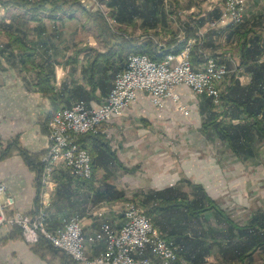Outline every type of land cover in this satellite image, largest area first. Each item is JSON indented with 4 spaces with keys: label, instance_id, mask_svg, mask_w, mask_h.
I'll return each mask as SVG.
<instances>
[{
    "label": "crops",
    "instance_id": "crops-1",
    "mask_svg": "<svg viewBox=\"0 0 264 264\" xmlns=\"http://www.w3.org/2000/svg\"><path fill=\"white\" fill-rule=\"evenodd\" d=\"M204 1L205 5L193 13L195 15L193 21L197 24L202 19L203 23L199 28L206 31L207 23L217 15L218 8L211 6L213 3ZM192 6L194 5L191 4L190 10ZM263 10L264 4L260 0H245L243 9V20L245 21L235 25L240 31L253 29L259 32L264 44V22L261 23L262 20L257 19V25L245 24L252 14L264 17ZM26 14L24 9L13 7L9 15L4 13L0 16V21L3 24L23 21L20 18H27ZM44 14L46 13L40 14L38 18H32L30 15L31 21L21 24L26 30L24 35L14 31L16 29L12 28V24L8 25L15 33L13 39L16 46H24L28 50L25 49L24 53L18 52L16 55H11L7 51L0 54L2 60L0 66V155L7 144L12 142L15 146L10 155L0 158V182L6 185V192L14 197V208L23 212L34 209L33 181L36 173L24 161L21 151H25L27 155H38L39 157L49 144L47 121L51 112V102L48 96L38 91L35 75L40 69L45 70L49 66L52 67L55 60L61 63L66 60L67 56L71 57L70 45L77 41L76 39L73 41L69 38L65 39V26L58 29V32H63L62 35L57 34L52 38L50 36L52 27L49 25L51 23ZM47 16L52 24L54 22L59 24V21L65 22L66 16L73 17L68 13L53 16L48 13ZM228 25L232 26L234 23H226V26L216 25L214 28H218L215 29L218 35L212 31L205 32L206 43L236 42V53L232 52L233 55H231L232 53L227 51V55L223 56L224 61L231 67L227 85L232 76L241 84H246L250 80L251 72L244 71L240 66L239 36L236 29L232 32V29L227 27ZM182 35L185 36V33ZM48 47L53 48L46 52ZM185 47L189 48L188 42ZM261 56L259 60L264 62ZM58 65H55V72L58 82L60 81L65 102L78 98L81 93L86 94V102L90 107H96L104 101L105 94L100 90L96 89L94 93L89 92V86L80 71L84 65L81 55L77 58L74 71L69 70L66 62ZM175 90L181 102L192 101L187 114L179 111L170 99H166L162 107H155L144 91L135 90L134 99L124 109L122 116L113 118L102 125V133L108 138L119 161L126 168L131 169L129 172L115 169L110 177L113 181L111 179L109 181L117 188L123 189L126 195L134 193L138 198L150 189H162L171 185H176L179 189L189 192L190 189L185 184L186 180L200 183L207 194L215 199L235 222L244 224L259 207L249 203L250 205H247L249 213L245 214L248 217L243 220L238 215L243 212L236 210L232 213V208H237L238 197L241 198V193L245 194V192L255 190L253 189L256 186L253 181L257 177L256 161H253L255 156L245 159L237 157L213 132H203L201 123L204 113H201L199 108L201 97L196 99L184 85L176 86ZM178 128L182 131L185 129L183 134H178L177 137L178 141H181L179 148L178 141L174 144L175 134L172 135ZM255 147V155H264V142L257 143ZM180 148L181 151L185 150V155L176 154ZM102 174V170L97 173L98 177ZM55 181L58 182V178ZM133 184H135L134 187ZM125 185L131 188L130 191L125 189ZM78 193L80 197H75L74 205L66 206L64 212L78 214L81 217L85 234L96 229L102 220H108L115 227L121 224L119 206L107 203L106 210L99 213L100 202L92 203L88 198L86 199L81 189H78ZM236 203L237 206H235ZM50 206L51 202L49 208ZM242 210H246L244 205ZM11 229L10 226L0 225V264H69L65 256L62 257L60 254L53 256L50 261L40 258L21 236L9 237ZM86 247L87 253L94 255L102 249V244L94 246L86 244ZM218 257L219 253L212 249L207 260L215 261Z\"/></svg>",
    "mask_w": 264,
    "mask_h": 264
},
{
    "label": "trees",
    "instance_id": "trees-1",
    "mask_svg": "<svg viewBox=\"0 0 264 264\" xmlns=\"http://www.w3.org/2000/svg\"><path fill=\"white\" fill-rule=\"evenodd\" d=\"M97 2L102 3L107 9L106 15L116 24V31H112L109 27L102 9L88 7L81 0H0V4L4 6L26 10L32 18H38L45 11L52 16L59 13L72 15L81 11L94 22V27L101 36L104 31L107 32L110 39L104 44L103 50L86 46L77 49L75 56L68 59L76 64L78 54L84 52V65L80 71L91 93L98 89L101 93L107 94L112 84L111 80L124 69L129 53L142 52L154 60H159L167 52H179L188 38L196 37L189 23L183 22L184 40L178 41L172 37L165 42L164 47L157 46L160 41L147 32L153 30L157 33L156 26L165 24L169 14H172V11L167 10L164 0H97ZM191 4L197 3L188 0L186 8ZM202 22V19L199 20L196 27ZM130 26L138 27L143 34L142 40L129 36L127 28ZM227 27L232 29V32L236 29L238 33L240 66L244 71L251 72L250 80L246 84H241L232 76L229 84L220 94L218 105H215L210 97L201 96L199 108L200 112L204 113L201 130L213 132L235 156L245 159L255 156L256 144L264 142V62L259 60L264 53V44L261 34L253 29L240 31L237 25ZM174 43L176 45L171 47ZM201 47L197 43L189 47V58L193 64H200L205 59ZM214 55L212 56L215 57ZM1 62L0 57V66ZM36 78V86L43 94L50 97L51 114L61 101L56 98L62 96V93L53 90L49 83L51 76L48 73L37 71ZM78 98L85 101L87 99L84 93ZM76 141L89 153L91 176L77 178L69 169L57 168L55 176L58 178V184L52 195L54 198L51 200L50 210L55 213L62 212L65 211L66 206H73L75 197H80L78 189H81L83 196L92 203L126 198L124 190L117 188L109 179L115 169L125 172L131 169L126 168L119 161L105 134L84 133L79 135ZM13 146L12 142L7 144L0 158L10 155L15 148ZM21 152L24 161L36 173L33 181L35 209L38 206L41 189L42 163L38 161V155ZM99 170H102L103 174L98 177ZM185 184L188 185L189 192L171 185L162 189H150L139 195V199L144 204V212L152 223L167 239H171L176 244L179 253L189 264H255L257 260L260 264H264V209L254 211L244 224H238L215 199L207 194L200 183L186 180ZM207 213L211 214L210 220L205 217ZM51 223L53 225L56 221L53 220ZM20 236V228L13 227L9 237ZM29 244L42 259L50 261L53 256L60 254L62 257L65 256L66 260L75 263L44 237ZM212 249L219 253V257L210 262L207 256Z\"/></svg>",
    "mask_w": 264,
    "mask_h": 264
},
{
    "label": "built area",
    "instance_id": "built-area-1",
    "mask_svg": "<svg viewBox=\"0 0 264 264\" xmlns=\"http://www.w3.org/2000/svg\"><path fill=\"white\" fill-rule=\"evenodd\" d=\"M260 1L264 4V0ZM206 2L218 8L217 15L208 22L209 27L226 26V23L235 25L243 16L245 0ZM217 58L206 56L194 68L187 52L160 60L148 58L145 53L129 54L125 68L115 75L111 89L100 105L86 107L80 100L58 111L55 121L65 125V133H50L47 153L40 159L41 189L35 209L29 212L16 210L14 197L0 182V225H16L21 229L22 237L30 243L42 236L80 264H189L176 244L159 231L144 210L132 204L120 208L122 222L119 226L101 221L93 233L84 234L78 214L50 210L54 184L52 174L54 168L61 165L77 178L91 176L89 153L76 142L75 136L95 131L103 121L121 115L134 99L135 90L144 91L149 101L158 107L170 97L184 112L188 109L179 102L180 96L175 91L178 85H185L192 92L205 94L211 97L214 104L218 103L221 84L231 69ZM261 59H264V54ZM104 209L100 208L99 213ZM53 220L56 223L51 225ZM97 242L103 243L98 255L87 256L85 243L92 246Z\"/></svg>",
    "mask_w": 264,
    "mask_h": 264
},
{
    "label": "rangeland",
    "instance_id": "rangeland-1",
    "mask_svg": "<svg viewBox=\"0 0 264 264\" xmlns=\"http://www.w3.org/2000/svg\"><path fill=\"white\" fill-rule=\"evenodd\" d=\"M81 1H83L88 7H91L92 6V8L93 9H95L94 7H99L100 9H102L103 10V13L105 14V16H106V20H107V22L109 23V27L111 28V30L112 31H116V24H114L113 23V21H112V19L108 16V15H106V11H107V9L104 7V5L102 4V3H99V2H97V0H81ZM165 1V4H166V7L168 8L167 10H169V11H172V14H169V18H168V20L165 22V24H159V25H157L156 26V28H155V30L157 31V33H155V32H153V30H151V31H148L147 33H151L150 35H153V36H155L156 38H157V40L158 41H160L159 43L160 44H158L157 46L160 48L161 46H163L164 44H165V42L168 40V39H170V38H172V37H174L175 39H177L178 41H180L181 39L182 40H184L185 39V36H183L182 34L183 33H185L184 32V30H183V22H187V23H189V25H190V27L191 28H193L194 29V31H195V36L196 37H190L189 39H191L192 40V42L191 43H189L188 42V46L190 47L192 44H194V43H197V44H200V46H202L201 47V49H202V51H203V53L205 54L204 55V58L206 57V56H212L213 54H215L214 56L215 57H218L219 58V60L220 61H223V62H225L224 61V59H223V56L224 55H227L226 53H227V51H230L231 53L233 52L234 54L236 53V51H237V45H236V42L234 43V42H229V41H226V43L225 44H222L221 42H214L213 44H208V43H206L207 41H206V38H205V32H209V31H212V33H214V34H216V35H218V33H216V30L218 29V28H214V27H216V26H214V27H209L208 26V23H207V28L208 29H205L206 31H204V29H200L198 26L196 27V25L197 24H195V22L193 21L194 19H193V17H195V15H193V13H196L197 12V9L198 8H200V7H203V5H205V1L204 0H193V1H195L197 4H193L194 6H192L193 8H191V10L189 9V8H186V4H187V1L188 0H164ZM204 3V4H201V3ZM201 5V6H200ZM14 6H4V5H2V3L0 4V16L2 15V14H4V13H6L7 15H9L11 12H12V8H13ZM26 11V10H25ZM193 11V12H192ZM264 11V10H263ZM27 12V11H26ZM44 13H46V14H44V16H45V18L46 19H48V22L49 23H51V24H49L50 25V27H52L51 28V32H50V36L52 37V38H54V37H56V35L57 34H59V35H62V31L61 32H58V29L60 28V27H64L65 26V39L67 40L68 38L69 39H71V41H73L74 39H76L77 41L74 43H72L70 46V48H71V51H72V56L71 57H66V60H64V61H61V63H63V62H66L67 63V65H68V68H69V70H71V71H74L75 70V64L73 63V62H70V60H68V59H71L73 56H75L74 54L76 53V51H77V49H80V48H83V47H86V46H90V47H92V48H95V49H97V50H103L104 48H105V46H104V44L105 43H107L108 41H109V39H110V36L107 34V32H105L104 31V33L102 34V36L99 34V32H98V30L94 27V22L93 21H91L90 20V18H88V16L85 14V13H83V12H81V11H77V12H74L72 15H73V17L71 18V17H68V16H66V18H65V22L64 21H59V24H57V23H53L54 24V26H53V24H52V21L49 19V18H47L48 16H47V12L45 11ZM190 13H192V14H190ZM59 14H61V13H59ZM217 14V13H216ZM30 13H28L27 12V14H26V16H27V18L26 17H22V18H20V19H22L23 21H18V22H15V21H11L9 24H3L2 23V21H0V54H2L1 52H8V53H10L11 55H16V53H18V52H20V53H24V51L23 50H25L26 49V47H24V46H16L17 44H16V42L14 41V39H13V35L15 34L14 32H12L13 30H12V28L13 29H16V30H14V31H16L17 33H19V34H21L22 33V35H24L25 33H24V31H26L25 30V28H24V26L23 25H21V24H26V23H29V21H31L30 20ZM216 16V15H215ZM253 18V20H251ZM257 19H260V20H262V21H260L261 23L262 22H264V17H261V16H254L253 14L251 15V17L246 21V23L245 24H247V25H249V24H252V25H257ZM243 21H245V19L243 20ZM203 23V22H202ZM242 23V22H241ZM241 23H239V24H241ZM10 24H12L13 26H12V28H10V26H8V25H10ZM5 25H7V26H5ZM57 25H60L59 27L57 26ZM233 26H235V25H233ZM209 28H211V29H209ZM212 28H214V29H212ZM216 29V30H215ZM53 31H55V32H53ZM127 33L129 34V36L131 37V38H133V39H135V38H137L138 37V39L139 40H142L143 38H142V32H140V30L138 29V27H136V28H134V26H130V27H128L127 28ZM149 34H147V35H149ZM218 37V36H217ZM58 39V38H57ZM60 39V38H59ZM181 40V41H182ZM35 44H37V43H35ZM186 44H187V42H186ZM186 44H185V46H186ZM176 44L174 43V44H172L171 45V47H174ZM165 46V45H164ZM163 46V47H164ZM183 47L179 52H177V53H173V52H167L166 54H164V56L162 57V59H164V58H167L168 56H178V55H180L182 52H187L188 53V58H189V48L188 47ZM37 48H38V46H36ZM74 47V48H73ZM225 47V48H224ZM51 48H53V47H51ZM50 47H48V48H46V52L49 50V49H51ZM69 48V49H70ZM36 49V48H35ZM55 49V48H54ZM68 49V50H69ZM229 49V50H228ZM26 50H28V48L26 49ZM185 50V51H184ZM56 51V50H55ZM67 51V50H66ZM57 52V51H56ZM84 52H80L79 54H78V56L79 55H81L82 56V58H83V54ZM139 53H142V52H139ZM230 53V54H231ZM233 53L231 54V55H233ZM129 54H131V53H129ZM128 54V55H129ZM170 54V55H169ZM175 54V55H174ZM128 55H127V57H128ZM148 56V55H147ZM11 57V56H10ZM127 57H126V61H127ZM149 57V56H148ZM213 57V56H212ZM150 58V57H149ZM217 58V59H218ZM152 59V58H151ZM161 59V58H160ZM159 59V60H160ZM154 60V59H153ZM189 60H190V58H189ZM56 62H55V64L54 65H52V67L51 66H49V67H47V68H45V70L43 69H40V70H42L44 73L46 72H48V75H50L51 76V79L49 80V83L52 85V87H53V90H55V91H57V92H61L62 93V89H61V86H60V81L58 82V78H57V73L55 72V70H56V66H59L58 64H61V63H59L58 62V60H55ZM190 62H191V60H190ZM202 63V62H201ZM200 63V64H201ZM227 65H228V67H229V63H227V62H225ZM191 64H192V66L195 68V67H197V66H199L200 64H193L192 62H191ZM56 65V66H55ZM125 68V67H124ZM229 68H231V67H229ZM29 70H31V68L29 69ZM39 70V71H40ZM74 73V72H73ZM229 74L230 73H228L227 74V76L224 78V81L222 82V84H221V90H220V93H219V101H218V103H216L215 105H218L219 104V102H220V94H221V92L222 91H224V88L226 87V85H227V81H228V76H229ZM36 76H37V73H36V75H35V80L37 79L36 78ZM83 76V75H82ZM114 79V78H113ZM111 80V82L113 83V81L114 80ZM111 86H112V84H111ZM178 86H180V85H178ZM185 86V85H184ZM188 88V87H187ZM37 89H38V91H40L39 90V88L37 87ZM110 89H111V87H110ZM109 89V90H110ZM189 89V88H188ZM190 90V89H189ZM176 91V90H175ZM191 91V90H190ZM41 92V91H40ZM109 92V91H108ZM108 92H107V94H108ZM177 92V91H176ZM192 92V91H191ZM42 93V92H41ZM193 93V95H194V97L197 99V98H199V97H201L202 95H205V94H197V93H194V92H192ZM43 94V93H42ZM63 94V93H62ZM107 94L105 95V98H106V96H107ZM59 95V94H58ZM46 96H48L49 97V95H46ZM206 96V95H205ZM209 97V96H208ZM50 98V97H49ZM211 98V97H210ZM61 100L60 101V103L58 104V107L55 109V110H57L59 107H63V106H70L72 103H74V102H76V101H80V100H83L84 101V103H85V105H86V107H90V106H88L87 105V102L84 100V99H79V98H75V99H73V100H71L70 102H65L66 100H64V98H63V95L62 96H58L57 98H56V100ZM166 99H170L171 101H174L172 98H170V97H168V98H165L164 99V101L166 100ZM105 100V99H104ZM164 101H163V103H164ZM193 101H195V100H193ZM51 102V101H50ZM179 102L180 103H182V105H185L186 106V108L188 109V111H189V107H190V105L192 104V101H189V102H181L180 101V99H179ZM213 102V101H212ZM100 105V104H99ZM174 105L176 106V108L179 110V111H181L182 113H184V114H187L188 112H184V110H181V109H179L178 108V104H177V102H174ZM163 106V105H162ZM161 106V107H162ZM155 107H158V106H155ZM60 109L61 108H59L54 114H53V112L55 111H53L51 114H50V116H49V120L47 121V137H48V140H49V144H48V147H49V145H50V138H49V136H50V133H52V125H51V122H52V120H53V118H54V116H55V114L56 113H58V111H60ZM123 112H124V110H123ZM123 112H122V114H123ZM122 114L121 115H116V116H112V117H110V119L109 120H111V119H113V118H117V117H120V116H122ZM53 115V116H52ZM52 117V118H51ZM50 118H51V121H50ZM109 120H107V121H109ZM50 121V125H49V122ZM107 121H103L99 126H97V128H96V130L95 131H88V132H83V133H79V134H77L76 136H75V140H76V138L79 136V135H81V134H84V133H98V132H102V125L103 124H105ZM185 131V129L182 131V129H177L176 130V132L175 133H173L172 135H174L175 134V143L174 144H176V142L178 141V134L179 135H182L183 134V132ZM181 139V138H180ZM174 140V139H173ZM183 141H184V139H182ZM77 142V141H76ZM181 141H178V143H177V145H178V148L179 147H181V143H180ZM263 143V142H262ZM48 147L45 149V151H43L41 154H40V156L38 157V161H41L40 159H41V157L43 156V155H45L46 153H47V150H48ZM183 148H184V145L182 146ZM182 149L180 148V150H178V152L176 153V154H178V155H185L186 154V152H185V150H183V151H181ZM88 152V151H87ZM155 154H156V152H154ZM253 161H256V164H255V169L257 170V173H256V175H257V177H255L254 178V181H253V183H254V188L253 189H255V190H253V192L252 191H248V193H246L245 192V194H243V193H241V198H239L238 197V199H239V203H238V206H237V203L235 204V206H237V208H232V210H233V212L232 213H235V211L236 210H241L240 212H243V213H240V214H238L239 215V218H241V220H243V218H245V217H248V216H245V214L247 215L248 213H249V206H247V205H250L249 203H253V205L254 204H256L257 205V207H259L258 209H264V155H255V159H253ZM57 168L58 169H64L65 167H63V166H61V165H57L55 168H54V170H53V174H52V180H53V182H55V184H53V188H54V192H55V189H56V187H57V184H58V182H56L55 180H56V177H55V171L57 172ZM122 171V170H121ZM63 172H67L66 170H63ZM41 175V174H40ZM111 180H112V178H110ZM113 181V180H112ZM248 184H250V182L248 181ZM134 185L135 184H133V187H134ZM52 188V189H53ZM125 189L126 190H129L130 191V189L131 188H129L128 187V185H125ZM134 194V193H133ZM129 194V196L128 195H126L125 194V196H126V198H122V199H117V200H114V201H101L100 202V208H102V207H104L105 209L104 210H106V207L108 206V204L107 203H111L112 205H115V206H119L120 208L121 207H123L124 205H129V204H132V205H134L135 207H138V208H140V209H142V210H144L145 211V206H144V204H142L141 203V200L136 196V194ZM52 198H54L53 196L51 197V200H52ZM230 201V200H229ZM110 204V205H111ZM243 205H244V208L246 209V210H242V208H243ZM246 206V207H245ZM104 210H103V212H104ZM102 212V213H103ZM253 212V211H252ZM148 216V215H147ZM205 217H206V219L207 220H210L212 217H211V214L210 213H207V214H205ZM102 221H107L108 223H110L108 220H102ZM202 221H204V220H202ZM100 224V223H99ZM111 224V223H110ZM205 224H207V223H205ZM211 224H212V222H211ZM99 226V225H98ZM11 228H13V227H17L16 225H13V226H10ZM98 228V227H97ZM96 228V229H97ZM96 229H94V230H96ZM93 230V231H94ZM93 231L91 232V233H93ZM20 232H21V229H20ZM84 232V231H83ZM91 233H89V234H91ZM85 234V233H84ZM89 234H87V235H89ZM40 237H42V236H39L37 239H35L34 241H32L31 243H34V242H36V241H38V239L40 238ZM21 238L25 241V242H27V243H30V241L28 242V241H26V239L24 238V237H22V235H21ZM86 244H88V243H85V250H86V255L87 256H89V257H95V256H97L98 255V253H96V254H94V255H90V254H88L87 253V247H86ZM97 244H102V247H103V243L102 242H97V243H95L94 245H97ZM89 245V244H88ZM93 245V246H94ZM101 247V248H102ZM57 249H59V248H57ZM64 252V251H63ZM65 253V252H64ZM65 255L66 256H69V255H67L66 253H65ZM69 258L70 259H72L70 256H69ZM73 260V259H72ZM75 263H73V262H71V260H69V259H67V263H69V264H80L79 262H77L76 260H73ZM211 262V261H210ZM213 262V261H212ZM189 263V262H188ZM255 264H260V261L259 260H257L256 261V263Z\"/></svg>",
    "mask_w": 264,
    "mask_h": 264
},
{
    "label": "bare ground",
    "instance_id": "bare-ground-1",
    "mask_svg": "<svg viewBox=\"0 0 264 264\" xmlns=\"http://www.w3.org/2000/svg\"><path fill=\"white\" fill-rule=\"evenodd\" d=\"M243 21V16L241 18V20L238 22H242ZM185 51V50H184ZM170 55V54H169ZM175 55V54H174ZM148 57V56H147ZM171 57H174V56H168L167 58H171ZM149 58V57H148ZM165 59V58H164ZM58 117V113L55 114L52 122H51V125H52V133H65V125L63 124H60V122H57L55 121V119Z\"/></svg>",
    "mask_w": 264,
    "mask_h": 264
}]
</instances>
